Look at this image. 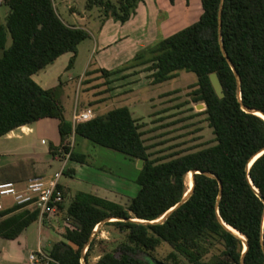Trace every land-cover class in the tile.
I'll return each instance as SVG.
<instances>
[{"label": "trees", "instance_id": "trees-1", "mask_svg": "<svg viewBox=\"0 0 264 264\" xmlns=\"http://www.w3.org/2000/svg\"><path fill=\"white\" fill-rule=\"evenodd\" d=\"M141 2L88 0L86 7L89 11L99 8L103 21L113 19L124 24ZM200 2L198 21L152 44L126 66L113 72L91 68L85 73L110 78L150 64L154 85L174 80L180 72L197 77L189 102L205 104L203 114L213 130L215 144L184 155L153 159L142 126L129 107L113 108L74 124L65 118L55 89H43L34 80L35 75L68 53L73 54L70 69L79 45L90 34L64 23L53 0H5L9 13L5 24L0 25V138L44 119H57L61 142L59 147L50 145L55 158L68 155L78 163L86 162V157L71 147L70 140L77 135L130 160L143 161L136 180L140 189L127 206L91 192L77 193L67 208L64 203L59 206V213L64 210L71 223L65 225L63 240L45 250L59 264H82L83 257L86 264H153V258L144 257H150L163 242L173 251L168 256L173 264H178L177 255L186 264H208L205 258L217 244L223 250L213 256L214 264H264V201L260 199V195L264 198V154L247 168L264 149V120L244 109L264 113V0H223L222 44V0ZM222 47L238 73L240 87ZM214 73L221 81L224 98L217 96L211 84L210 75ZM191 172L200 173L195 174L194 191L188 200L164 222L142 223L161 219L183 200L188 188L193 187L192 175L191 183L187 177ZM59 188L65 199L64 189ZM18 209L22 208L0 212V219ZM38 217V211L21 212L8 224H0V237L17 239ZM224 224L245 238V253L244 242ZM105 226L122 235V240L116 244L98 242ZM100 243L103 249L91 263Z\"/></svg>", "mask_w": 264, "mask_h": 264}, {"label": "rangeland", "instance_id": "rangeland-1", "mask_svg": "<svg viewBox=\"0 0 264 264\" xmlns=\"http://www.w3.org/2000/svg\"><path fill=\"white\" fill-rule=\"evenodd\" d=\"M87 1L88 0H53L56 11L64 23L68 25L74 24V26L80 24L82 27H85L87 30H84L90 34V38L83 41L79 47L80 58L77 62V66H81L82 68H84L87 60L89 64V61L92 60L93 57H96V52L98 49L95 51V43L98 45L99 30L101 29L102 24L105 23L101 17L99 8H94L92 11L87 9ZM4 2L5 0L0 1V25L5 24V18L9 13V8L4 5ZM185 2H187V5L189 2H191V4L188 6H191L190 8L194 13L192 14V17H188V15L184 17L183 15L181 21L178 19L180 22L175 20V23L180 27L174 30L177 32L184 29L185 27H188L190 23L197 19L198 14L201 12L200 0H178L180 9L185 8L183 5ZM170 11L171 13L167 19H170L173 16L182 17L178 10ZM171 14L175 15L172 16ZM162 16L166 19L164 15ZM162 16L160 17L161 19ZM82 17H85L86 20H81ZM162 22V20H159V26L162 24ZM160 32L161 34H159L156 42L153 45H156V43H159L164 38H167L174 33L172 30L166 31V34H163L162 30ZM134 37V39H138L136 35H134ZM10 45L11 40L9 39L7 46L9 47ZM150 46L151 45L142 48L136 52L135 56ZM146 57H148V54ZM130 61L128 63H130ZM126 65L127 63L124 64V66ZM149 66L150 64L130 68L124 71V73L116 75L112 79L103 78L100 74L92 75L90 77L88 75L84 76V79L81 81V87L84 89L88 88L92 91L93 97L89 98L90 100L88 101L89 103L95 105V107H92L96 110L94 116L104 114L109 111V108L107 107L109 104L107 105L102 103L107 101V98H109L112 91H117L115 94H122L123 96L115 105L117 107L127 106L130 108L133 117L138 120L139 124L142 126V132H144L143 138L146 145L150 148L149 153L152 155L153 159L179 154L184 155L214 145L215 136L213 134V130L210 128L207 122L206 115L203 114L205 111V104L196 105L189 102L197 82V77L193 73L180 72L178 77L174 80L164 84L154 85L152 83L153 72L149 71ZM74 73L77 75L81 74L80 67H78ZM83 73L84 69L82 71V74ZM87 81L90 83L88 84ZM83 82L84 84H82ZM79 95L80 93L77 91L75 84L66 86L64 88L61 87L57 93L55 92V98L62 104L64 114L66 116L70 117L74 108L78 109V103L79 105L81 103ZM187 100L189 104H185L180 108L176 107L178 104H182ZM78 110L80 118V115L82 114H91L89 111L82 112V108ZM103 150L104 152L111 151L110 153H112V150ZM110 155L113 156L108 158L110 162L107 164V166L109 167L110 171H106L105 175L98 174L99 178L103 179L101 181L102 184L107 185L110 188L115 186L118 189L107 192L100 191L99 194L101 197L122 204L123 206H127L130 199L135 197L140 189L136 184L140 170H135L134 165H131L133 164L132 160L126 158L124 155L115 151H113V153ZM89 157L91 158L90 162L92 165H94V155L90 154ZM61 168V163H57L55 168L50 170L49 174L55 173ZM87 181L88 183L92 182L91 179H88ZM60 183L70 187L72 186L73 188V193H70L69 198L64 191V205L66 208L69 206L70 202H72L77 193L91 192L88 188H86L85 184L82 185V183L79 184L76 182L71 185V179L66 177V175H63ZM91 190L93 191V189ZM4 199H6L5 201L8 204H14L12 198L8 197ZM62 221L65 223L62 228V232H64V228L66 227L65 225L70 224L71 222L63 216ZM38 226V222H35L29 228V233L31 235V246L25 255L27 257V261L29 259V255L32 252L37 251ZM101 226L102 225L98 226L96 229V234H98ZM122 238L123 236L119 235L116 231H113L111 227L105 226L98 237V242L104 240L116 244L121 241ZM103 246L104 244L101 243L96 246L97 248H95L91 257V263L96 262L98 257L95 256L100 254V250L103 249ZM222 250V245L217 244L214 246L211 253L205 258V262L208 264H214L216 260L213 258V256H219ZM172 252L173 251L171 247L163 242L154 253L150 254V257L145 256L144 259L148 260V258H153L165 264H173V260L168 258ZM177 258L179 260L178 264H186V261L183 257L177 255Z\"/></svg>", "mask_w": 264, "mask_h": 264}, {"label": "crops", "instance_id": "crops-1", "mask_svg": "<svg viewBox=\"0 0 264 264\" xmlns=\"http://www.w3.org/2000/svg\"><path fill=\"white\" fill-rule=\"evenodd\" d=\"M190 4L191 2L188 3V5ZM183 5L185 8L180 9L178 0H175L174 5H171L168 0H142L136 9V13L128 22L118 24V22H115L113 19L105 20V23L102 24L99 30V43L98 45L95 43V51L98 49L96 57H93L92 60L89 61V64L87 60L84 68L77 66V62L80 58L79 45L75 62L70 69H68V64L73 57L72 53L61 56L52 66L35 75L33 78L43 89H55L56 93L61 87L64 88L75 84L77 91L80 93L79 96L81 100L77 108H82V112L90 111L91 115H89V118H93L96 110L92 107H95V105L88 101L90 100L89 98L93 97L92 91L88 88L84 89L81 87V81L84 79L85 73L91 68L113 72L133 59L136 52L146 46L154 44L159 34H161V30L163 34H166L168 30H172L176 33L177 31L174 30L180 27L175 23V20L180 22L183 15L184 17L187 15L188 17H192L194 13L190 8L191 6L187 5V2ZM170 10H178L182 17H175L173 16L175 14H171L175 18L172 17L167 19L171 13ZM201 14L202 8L197 19L192 23L198 21ZM162 15H164L166 19L163 18ZM161 16L162 19L160 18ZM81 20L85 21L86 19L82 17ZM159 20L163 21L160 26ZM76 26L86 29L80 24ZM134 35H136L138 39H134ZM78 67H80L81 74L77 75L74 72ZM83 69L84 73L82 74ZM120 73H124V71ZM120 73L110 78L112 79ZM89 83L90 82H88V84ZM115 93H117V91H112L107 101L101 102L102 104H109V106H107L109 110L117 108L115 104L123 96L122 94L118 95ZM78 109L74 108L71 116L65 115V118L72 121L74 124L79 123L77 120L74 121V116L79 115ZM60 142L59 120L57 119H44L33 125L21 127L1 137L0 184L11 182L18 190H23L26 188L28 181L36 175L44 177L46 180H52L56 173L62 172V176L59 179V186H62L68 198L70 193H73V188L72 186L70 187L60 183L63 175L71 179V185L76 182L79 184L82 183V185L85 184L86 188L97 196H100V191L107 192L118 189L115 186L110 188L102 184L101 181L103 179L99 178V174L105 175L106 171H110L107 164L110 162L108 158L113 157L110 155L113 151L110 153L111 151L109 150L110 152H108L107 149V152H104L103 149L106 148L96 145L83 137L74 135L70 140L73 151L76 154L86 157V162L81 164L71 160L68 155L56 158L52 155L50 145L59 147ZM90 154L94 155V165L90 162ZM57 163H61L62 168L55 173L49 174L50 170L54 169ZM132 163L131 165H134L135 170H140L137 167L139 161L132 160ZM88 179H91L92 182L88 183ZM91 189H93V191ZM5 200L6 199H3V210L0 212L16 207L15 204L10 205ZM25 211H29L31 214L35 212L32 208L18 209L1 218L0 224H8L13 221L18 214ZM62 216L65 217L64 210L61 214L58 213L56 219L50 220L49 225L47 223H42L39 217L38 220L35 221L38 222L39 225L37 251L49 249L54 242L63 240L62 228L64 222L62 221ZM31 225H29L15 240H8L0 237V264H29V259L27 261L25 255L31 246V235L29 233Z\"/></svg>", "mask_w": 264, "mask_h": 264}, {"label": "built area", "instance_id": "built-area-1", "mask_svg": "<svg viewBox=\"0 0 264 264\" xmlns=\"http://www.w3.org/2000/svg\"><path fill=\"white\" fill-rule=\"evenodd\" d=\"M2 1V0H0ZM90 113V111H89ZM91 114L75 115L74 121H87ZM62 172L54 175L52 180L44 177H34L30 179L23 190H18L16 186L9 182L0 184V211L3 210V199L12 198L15 206L20 208H32L39 213L42 223L49 225L50 220L56 219L59 213V206L64 203V193L59 188V179ZM29 264H59L56 260L48 256L45 251L38 250L29 255Z\"/></svg>", "mask_w": 264, "mask_h": 264}, {"label": "water", "instance_id": "water-1", "mask_svg": "<svg viewBox=\"0 0 264 264\" xmlns=\"http://www.w3.org/2000/svg\"><path fill=\"white\" fill-rule=\"evenodd\" d=\"M222 5H223V0H222V2H221V8H220V13H219V24H220V27H219V39H220V43L222 44V32H221V30H222V21H221V14H222ZM222 52H223V54H224V56L227 58V61H228V63H229V65L231 66V69L233 70V72H234V74H235V76H236V78H237V80H238V86L240 87V78H239V76H238V73H237V71H236V69H235V67H234V65H233V63L231 62V60L228 58V56H227V54H226V52H225V50H224V48L222 47ZM210 81H211V84H212V86H213V88H214V91H215V93L217 94V96L219 97V98H224V91H223V86H222V84H221V81L219 80V77H218V75L217 74H211L210 75ZM200 107H201V105H200ZM203 107V106H202ZM205 109H206V106H205ZM244 109L248 112V113H253V114H255V115H257V116H259V117H261L263 120H264V113L263 112H260V111H253V110H250V109H247V108H245L244 107ZM264 154V149L261 151V152H259V154H257V156H255L250 162H249V164H248V166H247V168L249 169L250 167H251V165L256 161V159H258L260 156H262ZM143 167V161H139V163H138V168L139 169H141ZM197 173H200V172H191V174H192V181H193V187L190 189V190H188V192H187V194L184 196V198H183V200L178 204V205H176L174 208H172L169 212H167L161 219H159V220H157V221H153V222H142V223H144V224H155V223H162V222H164L176 209H178L182 204H184L187 200H188V198L193 194V191H194V186H195V174H197ZM209 176H211V177H213V178H215V176H213V175H210V174H208ZM258 192V191H257ZM222 194V185H221V183H220V195ZM260 199L261 200H263L264 201V198L260 195ZM224 227L228 230V231H230L232 234H234L235 236H237L238 238H240L243 242H244V245H245V250H244V253L246 252V250L248 249V243H247V241L245 240V238L244 237H241L240 236V233L238 232V231H236V230H234V229H232L231 227H229V226H227V225H225L224 224ZM98 228V227H97ZM96 228V229H97ZM236 232H238V234L236 233ZM95 234H96V230H95V232H94V235L92 236V238L91 239H93L94 237H95ZM85 252L86 251H84V255H85ZM151 261H152V263L153 264H164V263H162V262H160V261H158V260H156V259H151ZM82 264H86V260H85V257H83V260H82Z\"/></svg>", "mask_w": 264, "mask_h": 264}, {"label": "bare ground", "instance_id": "bare-ground-1", "mask_svg": "<svg viewBox=\"0 0 264 264\" xmlns=\"http://www.w3.org/2000/svg\"><path fill=\"white\" fill-rule=\"evenodd\" d=\"M191 173H189L188 175H187V177H188V179H189V181H190V183H191ZM237 234H238V232H236ZM241 236V235H240Z\"/></svg>", "mask_w": 264, "mask_h": 264}]
</instances>
